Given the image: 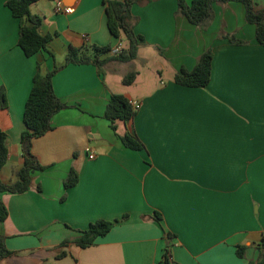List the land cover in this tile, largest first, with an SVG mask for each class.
Returning a JSON list of instances; mask_svg holds the SVG:
<instances>
[{
  "label": "crops",
  "instance_id": "1",
  "mask_svg": "<svg viewBox=\"0 0 264 264\" xmlns=\"http://www.w3.org/2000/svg\"><path fill=\"white\" fill-rule=\"evenodd\" d=\"M7 1L0 0V88L8 98L0 128L9 156L1 179L11 184L24 164V112L37 65L52 71L72 48L114 50L125 43L109 31L104 0H61L70 14L56 13L58 0H39L31 12L52 37L53 56L43 51L29 58ZM255 4L264 10V0ZM213 9L214 20L201 29L178 14L177 0L135 5V32L144 37L136 60L109 61L103 75L92 64H70L54 76L55 94L69 108L53 117L52 131L34 140V154L49 168L33 175L28 192L0 194L9 210L0 234L12 252L0 264H161L167 247L173 264L258 260L264 237V46L243 4L215 3ZM222 32L247 44L221 39ZM209 49L208 87L175 83L176 74L194 70ZM149 60L157 73L137 67L136 61ZM130 69L139 75L125 86ZM113 94L139 106L131 122H117L118 135L104 117ZM126 133L144 149L127 148L119 137ZM72 168L80 180L66 189ZM99 219L121 221L93 246L77 245L78 231Z\"/></svg>",
  "mask_w": 264,
  "mask_h": 264
},
{
  "label": "trees",
  "instance_id": "2",
  "mask_svg": "<svg viewBox=\"0 0 264 264\" xmlns=\"http://www.w3.org/2000/svg\"><path fill=\"white\" fill-rule=\"evenodd\" d=\"M39 0H8L6 6L11 10L13 16L20 22L19 46L29 58L40 52H48V44L52 37L44 35L41 31L43 19L31 12V6ZM155 0H104L107 13V23L110 33L121 39L125 46L118 54L112 55L113 48L110 45L91 47L85 46L81 49L72 48L65 59V63L56 66L52 71H44L42 64L37 65V71L33 80V87L26 102L24 121L25 131L21 136L23 166L17 171V181L7 184L1 179V171L5 167L9 150L7 147V134L0 128V194H23L28 192L33 185V175L36 172H44L49 167L44 166L33 152L34 140L45 136L54 129L52 119L60 111L69 108L55 94L53 78L64 67L70 64L85 65L92 64L97 67L100 75L104 74L105 65L112 60L128 63L136 60L139 56L141 42L144 37L135 32L137 19L133 15L135 5H143ZM238 2L246 9V20L256 27V39L264 46V10H257L255 0H177L178 14L188 19L190 23L201 29L208 28L214 20L215 3L228 4ZM219 37L227 39L232 44L244 45L246 41L238 39L236 35L222 32ZM213 51L207 50L198 60L194 70L181 69L175 76V83L189 88H207L211 82L213 68ZM139 72L134 70L127 74L123 80L125 86H131L138 78ZM8 107V98L4 88H0V111ZM137 115V110L131 101L122 94H113L108 102L105 119L117 134V122H131ZM118 135V134H117ZM123 144L132 150L144 149V144L131 133L119 136ZM80 177L76 169L72 168L64 185L66 189L73 188L79 183ZM41 191V186H38ZM9 216V210L0 198V223ZM128 218L127 215L123 220ZM161 221V217H157ZM121 220L109 221L99 219L90 224L88 229L79 230V236L74 242L82 248L93 246L96 241L107 236L117 223ZM70 241L66 240L64 245ZM260 256L258 260L248 264H264V237L259 246ZM245 248L238 249L239 257L245 256ZM12 255L7 249L6 237L0 234V261ZM66 253L59 255L64 257ZM161 264H173L171 260L170 247L165 250Z\"/></svg>",
  "mask_w": 264,
  "mask_h": 264
},
{
  "label": "built area",
  "instance_id": "3",
  "mask_svg": "<svg viewBox=\"0 0 264 264\" xmlns=\"http://www.w3.org/2000/svg\"><path fill=\"white\" fill-rule=\"evenodd\" d=\"M55 11H56V13H64V14H70V13L73 12L72 9L69 8V7H66V6L63 4V2H62L61 0H58V1H57ZM83 39H84L85 41H87L88 36H87V35H84V36H83ZM121 50H122V46H118V47H116L112 52H113V54H118V53L121 52ZM131 103H132L133 107L137 110L138 107H139V106H138V103H134V102H132V101H131ZM90 158H91V159H95V158H96V155H95V154H91V155H90Z\"/></svg>",
  "mask_w": 264,
  "mask_h": 264
},
{
  "label": "rangeland",
  "instance_id": "4",
  "mask_svg": "<svg viewBox=\"0 0 264 264\" xmlns=\"http://www.w3.org/2000/svg\"><path fill=\"white\" fill-rule=\"evenodd\" d=\"M151 51H149V49L147 51H145V55L146 56H151ZM148 58V57H147ZM149 59V58H148ZM137 62V67L140 69L141 67H144L146 65H148L149 68H151L152 70H154L155 73H157V67H156V63L154 61H148V62H144V61H136ZM131 71V69L129 70Z\"/></svg>",
  "mask_w": 264,
  "mask_h": 264
}]
</instances>
